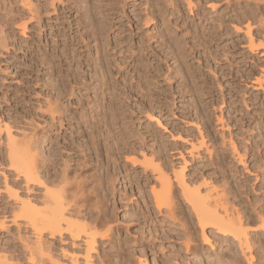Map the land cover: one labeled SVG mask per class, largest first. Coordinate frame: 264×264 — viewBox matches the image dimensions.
Returning <instances> with one entry per match:
<instances>
[{
	"label": "bare ground",
	"instance_id": "1",
	"mask_svg": "<svg viewBox=\"0 0 264 264\" xmlns=\"http://www.w3.org/2000/svg\"><path fill=\"white\" fill-rule=\"evenodd\" d=\"M81 1H86L88 5L84 6L81 11L77 9V14L73 19L77 34L73 37V41L71 40L72 42L75 41L76 44L74 43L71 45H78L85 49H91L93 46L89 39H93L95 42L94 48H96L95 54L97 56L95 58H89L88 56L85 57L84 54V58H78L77 62H79V66L83 65L88 68L93 65L91 70L94 69L96 74H98V70L101 71L100 75L105 79H100L102 81L97 87L94 86V89H101L102 86H105L104 89L107 93L104 92L105 90H102V96H107L106 94L110 96L109 99H106L108 101H105L104 104L107 108L101 110V112L96 109L97 107H99V109L102 108V101L100 100L101 103H99L100 101L96 100L95 109L92 110L93 113L91 112L92 114L89 118L93 120L96 119V121L97 117H100L102 121L106 119L102 123L105 124V126H110L112 124L109 119H126L129 116L126 114L127 110L131 113L133 109L123 108L125 104L122 101H125L126 97L128 99L130 97L136 99V96H139L141 99V106L138 110L139 113L145 114L148 120H154L159 123V118L155 117L154 113L156 109L161 113V109L159 110L161 106H157L158 108L154 106V103L157 101H154L155 98L153 99L151 94L152 91L156 93V91H154L156 87L152 85L154 86V88H152L150 83L151 80H144L150 77L147 73H152L151 77L155 79L159 76H163V81L166 83L167 87H169L165 88L163 86V109H167L169 113H172L171 105L174 104L167 101L168 96H170L172 98L170 100L173 101L177 97L181 99L185 94H189L193 100V109L195 110L196 118L199 119L198 122H194L193 120V122H191V119L188 121L187 118L186 120L184 119L187 125H192L196 129V135L191 132L193 129L190 131L189 128L185 129L174 125L173 130H169V128L165 126L167 124H163V130L169 132L171 138L174 140L171 147H167L166 144H163V149L160 148L156 150L158 154H154L155 158L158 160L163 159V162H161V160L160 162L158 161L159 164H155L151 158H147V153L144 151L140 153L142 156L141 161H138L137 157L125 158V160L131 162L132 165L139 164V167H141L140 172H134L136 174L133 178L130 177V174L126 173L127 182L130 183V185H135L137 190H139L138 193L148 212V215H144L145 212L143 211L139 213L143 214L141 217H143L144 220H151L153 218L151 215L152 213L163 215V220H161L163 221V228H167L163 229L162 232L164 235H168V237L175 238L173 236H176V238L178 237V239H181L186 253L191 250L193 252L197 250H194V246H192L193 241L196 239L194 238L195 229H198L200 232V237L204 244L213 247L212 239H214L218 241V243H221V245L227 246V250L223 252L219 251L218 257L213 259V264H222L223 261L228 258L230 260L234 259V263L237 264L239 257H241V264H264V0H224L228 10H225L226 12H224L222 16L220 14L218 19H207V17L204 16L203 11H205V7L201 5L202 0H73V2L77 4ZM217 1L220 0H215L213 3L210 2V6L206 3L210 10V14H217L219 10V7L216 5ZM71 3L72 1L70 4ZM27 4V8H29L28 11L32 12L34 9V14L36 13L35 17L39 20L40 15L37 10L38 7L32 5L30 0L27 1ZM70 4H65L62 8H71L72 6H70ZM183 4L185 5V10L188 11L187 13L195 17L197 16L199 20L201 19L199 25L194 24V27L190 23L180 25L181 20L184 18ZM74 6L73 8H75ZM128 8H130L129 12L131 15H129ZM155 11L157 12L155 13ZM231 12L233 13L232 15L229 14ZM125 20L128 22L127 26L131 30V35L128 36L121 35L125 32L123 28ZM159 20L162 23H160V26L163 25V27H160L161 29L159 28V30L155 32L158 33L156 36L155 34H150L146 40L139 37L141 38L138 41L140 59L133 55L135 51L132 52V49H130V51H132L128 54L129 49L124 48L130 43V40H132L129 39L133 35L132 32L135 30L138 31L142 24L147 25L148 23H153L156 24L155 27H158ZM202 21H207V24L213 22L212 27H208V29H211L207 30L206 24L202 23ZM192 22H194L193 19ZM69 23L68 27L70 29L72 24L71 22ZM132 25H134V28ZM18 26L19 29L24 32L26 23L20 22ZM199 27H201V29ZM178 31L181 34H178ZM226 35L236 36L237 38L233 37L236 38L235 40L231 38V41L228 43L226 41L228 39ZM218 41L223 44L220 42L218 43ZM154 42L158 43V45L153 46L152 43ZM158 47L161 49H157ZM238 47L243 50L237 54L239 57L241 56L243 58L242 61H244V63L247 58L256 61L254 66L256 65L257 71L253 75L250 71L247 75H245V72L240 73V77H238L240 79L244 77L245 80L251 82V86L258 92L257 96L254 98H247L244 96V93L242 95L239 94L241 90H236V87L234 88L235 91L228 90L227 94L229 97L226 98L224 90H227L224 89V85L219 81L217 75V71H219L222 77H226L227 74L233 76V71L231 72L230 68L224 70L221 66L223 65V61L231 65L232 61L236 60L234 52ZM115 48H117L116 51ZM118 51L122 54V56H120L122 59L119 58V60L118 57L115 58ZM111 53L113 55L112 57L110 56ZM148 53H152L154 57L163 58V61L166 63V68L163 69V72L160 70V64L157 63L159 59L155 63L149 59H146V61L144 60ZM196 53L204 55L205 62H209L210 58L218 65V70L210 69L214 81L211 79L210 81L207 77L200 75L199 72V76L197 73L195 74L194 71L190 72L191 68L186 64L189 62L188 60H191L188 59V57L197 59V63L202 59V57L196 58ZM71 54L72 60L74 57L76 59L75 52ZM79 55L82 54L79 53ZM256 55H258V57H256ZM169 59H173L177 64L181 65V68L178 69L180 74H173L174 69L167 64ZM251 59L249 61H251ZM235 63H237V61ZM237 65L239 66V64ZM142 67L144 68V72H141ZM131 69L135 71L134 74H132L133 71L130 72ZM113 70L120 75H123L122 72L125 73L124 71H126V74L121 76L120 82L118 78L115 77V73H112ZM128 73L131 74V76ZM136 73H140L137 80L134 79ZM127 74L129 76H125ZM251 75L252 77H250ZM200 76L203 78L200 79ZM183 78L186 79V83L181 84L182 81L179 80ZM82 80L83 79H81V81ZM172 80H174V82H172ZM175 84H177L175 86L176 90L174 89ZM118 89L124 90L128 95H126L124 99H121V97L119 98L120 94ZM213 92H216V98L213 97ZM175 94H178L177 97H174ZM236 94H239L237 98L240 99V103H242L245 109L249 108L250 105L252 107L257 106L256 108L258 111H256L258 113L253 117L257 134L251 133L252 129L247 131L241 130L242 132L240 131L241 134L239 139L238 134H233V131L230 129V123L232 124L233 122L231 119L232 116H227L224 119L223 106L226 105L227 99H231L233 96L236 97ZM208 97L210 99L205 101ZM247 99L250 103H248ZM236 102V100H230L228 102L227 107L229 109L227 108V112L231 110V113L234 114L241 111V107H239V104H236ZM116 103H120V107H118ZM100 104L102 105L101 107L99 106ZM122 105L124 106L122 107ZM186 109L185 107V110ZM216 111H218L219 115L215 114ZM211 114H213V118H215L214 121L212 120ZM182 115L185 116L186 114H181V116ZM51 117H53V114ZM54 119L55 117L52 118V120ZM167 119L168 118L164 119L166 123ZM250 119L251 118H249V120ZM239 120H241V118H239ZM57 121L59 126H61V117H58ZM96 123L94 122L91 124L90 121H88L87 124L90 129L89 134L94 132L93 129ZM212 123H214V132L209 128ZM235 123L232 125H235ZM122 124L126 131V127L128 126H126L125 123ZM1 129L2 125L0 121V131ZM7 132L5 146L7 149L6 155L9 168L15 173V176L22 179L24 187L26 188V193L31 190L34 192L36 191L33 188L30 190V186L40 188V194L33 195L32 197L26 194L24 198H21L15 190L10 188L11 186H5L6 191L9 192L8 195H13L17 200L16 206H13L11 209V219H19L23 221L26 227L31 229L33 244L36 248L35 251L39 255V262L43 263L44 260H47L50 264H61L57 255L52 253L54 249L52 250L51 240L48 241L47 239H43V234L47 233L49 239L58 237L59 241L65 239L64 235L68 236L72 250L67 251L66 249H60V254L67 258L68 264H150L145 251L147 248L153 249L151 247L153 243L150 241L152 243L150 245L148 240V242H146L148 237L144 241H141V243L127 245V243L131 241L111 242L114 231L112 225L105 226L107 229L105 228L106 230L104 232L97 233L95 232L96 230L91 231V227L95 228L100 222L101 225L102 223L107 224L112 219L108 216L109 212L107 213L99 209L98 205H100L101 201L99 204L96 203L97 205L93 206L90 204L91 206H89L90 209L92 206L95 210L99 209L98 212L100 214L98 212L96 213L99 214V218H97L100 222L97 224V218H95L96 215L94 217L95 213H93V211L88 208L90 214H87L80 209L84 206L81 203L86 202L91 194H93V197L95 195L94 198H96V195L98 196L99 193H101L98 192L99 189H97L99 184L95 187L96 183L103 178L97 175L98 172L96 174L93 173L95 172L93 171L86 175L85 172L90 169L88 168V170L85 169L86 171H84L85 175L83 173V175L80 173L78 174L77 172L78 175L76 174V176H74L75 174L73 173L74 175L71 176L75 184L72 185L75 189L73 186L72 189L70 184L73 179L71 178L72 180H70L68 176L70 172L67 171L68 168L65 169L67 164L64 165V168L61 170L50 173L49 167L51 163L48 162L49 158L46 160L40 156L41 150L38 149V140L33 142L34 138H32V141L27 138L28 140L25 139L26 141H24L23 136V141H21V137L16 138L18 139L17 141L14 139V136L11 138L8 129ZM135 135L137 139L143 138L141 137L143 135L140 133H132L119 141L123 144L125 143L128 147L130 145L129 139L131 137L133 138ZM217 136L219 139L218 144H216ZM256 136L257 138H255ZM29 138H31V135ZM107 138L109 137L107 136L105 138L104 136V139L107 140ZM234 138L239 140L236 141ZM144 140L145 139H143V141ZM92 143L95 144L96 141H92ZM114 143L112 144L116 145L118 150L123 149L119 148L118 139ZM97 145H99V143ZM104 145V150L106 151L104 155H106L105 158L107 159V164L105 166H108L111 165L110 156L113 154L111 151H114L113 149L116 148L114 146L113 148L108 142H105ZM132 145L131 143V146ZM186 145L190 147L187 148V146L185 148ZM132 147L130 148L131 150H133ZM83 150L84 149L81 151ZM94 150L99 152V147L94 146ZM127 151L130 152L129 149ZM49 155L51 156V154ZM99 155H101V152L100 154H96V156ZM173 156L181 160L180 163L178 162L176 165L175 163L173 164V160L168 159ZM228 158H230V160H228ZM113 160L115 161L116 158ZM189 161L193 162L194 167L191 165L192 170L187 174L185 169ZM81 164L84 168L88 165L87 161H83V163L78 165L79 168H82L80 167ZM239 166L241 169H239ZM115 173L116 172L106 176V179H103L106 180L105 183L107 186H111L105 190H111L112 194L115 188L114 182L117 180V174ZM87 182L94 185L92 189L89 190L86 188ZM152 182H155L156 185L151 184ZM146 186H149L150 195H147ZM150 199H152V205H150ZM142 238L143 237H141V240ZM98 240H100L102 244H104L105 241L112 243L110 251L106 252L102 250V254L99 255V253H97V249L99 248L97 244ZM136 240L138 241L139 239ZM139 245L141 246L140 248H142L138 250L141 256L139 255L140 257L138 256L139 258H136V263H134L131 259V253H133L134 250L136 251ZM26 247L27 246H25V248ZM234 248L236 251H233ZM237 252H239V256ZM152 253H155L154 250ZM93 254L96 256H93ZM180 255L181 254L176 252L175 254L168 255L165 259V264H171L173 261L177 262L181 260ZM27 258L29 257L27 256ZM115 258L116 261L114 260ZM209 260H211V258H209ZM29 261L31 264H36L33 256L31 260L29 258ZM189 263L190 262H187V264ZM0 264L21 263L13 257L4 255L3 257L0 256Z\"/></svg>",
	"mask_w": 264,
	"mask_h": 264
},
{
	"label": "rangeland",
	"instance_id": "2",
	"mask_svg": "<svg viewBox=\"0 0 264 264\" xmlns=\"http://www.w3.org/2000/svg\"><path fill=\"white\" fill-rule=\"evenodd\" d=\"M27 1L26 0H0V121L2 125V129L0 131V256L3 257L5 255V256L13 257L14 259L18 260L21 264H31V262L29 261V258L31 260L33 256L36 264H50L47 260H44L43 263L39 262V255L35 251L36 248H35V245L33 244V234L31 232V229L26 227L23 224V221L19 219H15V220L11 219L12 218L11 209L13 206H16L17 200L15 197H13V195H8L9 192L6 191L5 186L6 185L8 187L11 186L10 188L12 190H15L16 193H18V196H20L21 198L22 197L24 198L26 194L30 195L31 197L33 195L40 194V188L30 186L29 188L30 190L31 188H33L37 192L36 191L34 192L33 190L31 191L27 190L28 193H26V188L24 187L22 179L18 176H15V173L9 168V164L7 162V155H6L7 149L5 146L6 144L5 142L7 141L6 135L8 133L7 132V129H8V131L10 132L11 138L12 136H14V139L17 141L18 139L16 138H20V137H21V141H23V138H24V141H26L25 139L27 138L30 139V141H32V138H34L33 142H36L38 140L37 141V145L39 144L38 149L41 150L40 156L46 160L49 158L48 162L51 163L49 167L50 173L61 170L62 168H64V165L66 164L68 166L66 165L65 169L68 168L67 171L70 172L68 173L66 171L68 173V176L70 177V180L73 179L71 175L75 174L74 176H76L77 172L78 174L80 173L81 175H83L84 171H86L85 169L88 170V168H90L89 169L90 171L88 170L89 173L88 171H86L85 172L86 175L95 171L93 173L97 174L98 172L97 175L101 176V178L103 177L101 180L106 179L105 178L106 176L111 175L114 172H116L115 174H117L116 175L117 180L114 182L115 188H114L113 194L111 190L109 191L105 190L106 188L108 189L111 187V186L109 187L106 185L105 183L106 180H103V181L99 180L100 183L99 182L96 183L95 187H97V185L99 184L97 189H99L100 191L98 190V192H101V193H99L98 196L96 195V198H94L95 195L93 197V194H91L92 197L90 196V198H87L86 202H83V203L79 202L84 205L82 206L83 208L81 207L80 209L83 210L84 213L90 214L88 210L89 206L97 205L101 201L100 205H98L99 209L104 210L107 213L109 212L108 216L112 218L110 221L111 223L110 222L107 224L104 223L105 225L102 223L101 225V222L98 220L99 214H100L98 212L99 209L95 210V208L93 209V206H92V208L91 209L89 208V209L93 211V213H95L94 214V217L96 215L95 218L98 217L96 219L97 220L96 224L98 222L100 223L99 225L97 224V226L94 223L96 226L95 227L96 229L94 227H91V231L96 230L95 232L97 233L104 232L107 229L106 228L107 226L112 225L114 227V231H113V239L111 242L112 243H116L118 241L124 242V240H127L128 242L129 241L132 242V243L131 242L127 243V245L128 244L135 245V244L141 243V241H144L148 237V239H146V242L151 241L153 244L150 242V245L152 244L154 246V247L151 246L153 249L147 248L145 251V254L150 264H165L166 257L173 253L175 254V252L181 254L180 255L181 260L177 262L173 261L171 264H187V262H190L189 264H207V263L213 264L214 262L213 259L217 258L220 252L227 250V246L221 245V243H218V241L214 239H212L213 247H210L209 245L204 244L200 237V232L198 231V229H195L194 233L196 235L194 234V238L196 239L193 241L192 246H194V250L195 249L197 250L194 251L195 253L192 250L186 253V251L184 250L185 248L182 245L181 239H178V237L176 238V236H173L175 238H172L170 236L168 237V235L166 234L164 235V233L162 232L163 229L167 228V227L163 228V221H161L163 220V215L158 214V213H152L151 214L152 217L156 218V219L155 218L151 219L153 222L150 219L148 220L145 219L147 221L146 222L144 218L141 217V215L143 214H139V213H142L143 211L145 212L144 215H148V212L146 211L143 200L138 193L139 190H137L135 185H130V183L127 182V175H126V173H128L130 174V177L133 178V176H135L136 174L134 172L141 171V167H139L140 166L139 164H135L136 166L134 164L132 165V163L126 161L125 158H132V157L136 158L137 157V160L141 161L142 156L140 155V153L142 151L147 153L146 154L147 158H151L155 164L157 163L159 164L161 160H162L161 162H163V159L158 160L155 158L154 154L157 153L156 150H159L160 148L163 149L162 147L163 144H166L167 147L169 146L171 147L174 143V140L171 138L169 132L163 130V124L164 125L167 124L165 126L168 127L169 130L171 129L173 130V126L175 125L180 128H185V129L189 128L190 131L193 129L191 132H193V134L195 135L197 134L196 129L192 125H187L185 122L186 118L188 121H190L191 119V122L199 121V119L196 118L195 110L193 109V102H192L193 100L191 99L192 97L189 96V94H185L184 97L180 99L177 97L178 94H175L174 97H177V98L172 101L170 100L172 98L168 96L167 98L168 100L167 99L166 100L174 104V105H171L173 114L169 113L167 109H163V102H164L163 95H162L163 86L165 88L167 87L166 83L163 81V76L162 77L159 76L157 77V79H155L151 77L152 73H147V75H150V77L144 80H151L150 82L151 86L154 85L156 87L154 88V86H152V88L155 89L154 91H156L157 94L153 91H152L153 93L151 92L152 98L153 99L155 98L154 101H157L156 103H154V106L155 107L161 106L159 107V110L161 109V113L160 111H158V109H156V112L154 113V116L159 118L158 119L159 123H157L154 120L153 121L148 120L145 114L139 113L138 110L141 106V99L139 98V96H136V99L135 98L133 99V97H130L128 99L126 97V95L128 94L124 90H120V89H118V92L120 94L119 98L121 97V99H124L126 97V100L122 101L125 104V106L122 105V107L124 106L123 108L125 109L129 108L130 110L133 109L131 110L132 111L131 113L127 110L126 114L129 116L126 119H121V118L109 119L111 120L112 124L114 123L113 125L111 124L110 126L109 125L105 126V124H102L103 121H105L106 119L103 121L102 119H100V117H97V121L96 119L95 120H93L92 118L90 119L89 117L93 113L92 110L95 109L96 100L98 101L101 100L104 106L105 101H108L106 99H109L110 96H108L109 94H106L107 96H102L101 92L102 90H105L104 89L105 86H102L101 89H94V86L97 87L100 84V82L105 79L103 78L102 75H100L101 71L98 70V74H99L98 75L94 72V69L91 70L93 65L89 67L90 68L89 69L87 66H83V65L79 66L78 64L79 62H77L78 58L80 57L84 58L83 57L84 54H85V57L88 56L89 58L90 57L95 58L97 56L95 54L96 48H94L95 42L93 41V39L91 38L89 39L91 41V45L93 46V48L91 49L90 48L85 49L83 47H79L78 45H74V46L71 45L74 43L76 44L75 41L72 42L73 41L72 39L77 34L75 25L73 24L74 23L73 19L75 15L77 14L76 13L77 9L80 11L83 10V7L87 6L88 3L86 1L85 2L81 1L77 4L73 2V0H70V1L69 0H30L32 5H36L38 7L37 10L40 15L39 16L40 18L38 20L35 17L36 13L34 14V9L32 10V12L28 11L29 8H27L28 7ZM71 1L72 3L70 4ZM139 1H144V0H139ZM213 1L215 0H211V1L202 0L201 2V5L205 7L204 8L205 11H203V14L204 16L207 17V19L208 18L218 19L220 14L222 16L223 13L226 12L225 10H228L225 4L226 2H224V0H220V1H217V4H216L217 7H219L217 14L215 13L210 14L209 12L210 10L207 6L208 5L210 6L209 3L210 2L213 3ZM68 3L72 7L63 9L62 8L63 5L68 4ZM73 6L75 8H73ZM184 7L185 5L182 7L184 18L182 19L183 21L181 20L180 25L185 24V23H190L193 27H194V24L199 25V23L201 22V19L199 20L197 16L195 17L187 13L188 11L185 10L186 8ZM129 11H130V8H128V12ZM156 12L157 11H155V13ZM229 14L232 15L233 13L231 12ZM129 15H131L130 12H129ZM192 19L194 20V22H192ZM20 22L26 23L24 32H22L19 29L18 25L20 24ZM69 22H71L72 24L70 29L68 27V24H70ZM126 22L127 21L125 20L123 23V28L125 29V32L122 33L121 35L128 36V35H131V32H130L131 30L127 26L128 22L127 23ZM158 23H159L158 27L157 26L155 27L156 24H153V23L152 24L148 23L147 25L142 24L140 29H138V31L135 30L134 32H132L133 35L132 37L129 38L132 40H130V43H128L127 46L124 48V49L126 48L129 49L128 54H130V52L133 50L132 52L135 51L134 52L135 54L133 55H135L136 58L140 59V54L138 53V51H140L138 50L139 49L138 41L141 38L146 40L147 37L150 36V34L151 35L155 34L156 36L158 33H155V32H157L160 27L161 28L163 27V25L160 26L161 21ZM202 23L206 24L207 30H210L211 28L208 29V27L209 26L212 27L213 25L212 24L213 22L211 24L210 23L207 24V21H202ZM132 27L134 28V25H132ZM199 28L201 29V27ZM177 33L181 34L179 31ZM233 37H236V36H232V35L227 36L226 38L228 39L226 41L229 43V41H231L230 40L231 38L234 40L237 38V37L236 38H233ZM241 37H242V34H241ZM219 42L220 41H218V43ZM220 43L223 44L222 42ZM152 45L157 46L158 43L154 42L152 43ZM116 49L117 48H115V51ZM130 49L132 50L130 51ZM157 49L160 50L161 48L158 47ZM236 51L234 52L235 54L234 57L236 58V60H233L231 65L228 64V62L225 63V61H223L222 62L223 65L221 66L224 68V70L225 69L227 70L230 68L231 72L233 71V76L227 74L226 77H222L220 76L219 71H217L219 81L224 85V89L227 90L225 91L223 89L224 94L226 95V98L229 97V95L227 94L228 90L235 91L234 89L235 87H236V90L237 89L241 90L239 94L242 95L244 93V96H246L247 98H254L257 96L258 92L256 89H254L251 86V82L248 80H245L244 77L241 79L238 77H240L239 76L240 73L245 72V75H247V73L250 71L252 72L251 74L253 75L257 71L256 70L257 67H255L256 65L254 66V64H256V61H254L251 58H250L251 61H249L250 59L247 58L245 60V63H246L245 64L244 61H242L243 58L241 56L239 57V55L237 54L238 52L243 51V50L240 47H238ZM74 52H75L76 59L74 57L72 60L71 53H74ZM79 53L82 55H79ZM110 56L111 57L113 56L112 53ZM120 56H122V54H120L118 51L115 58L118 57V60L119 58L122 59V57ZM145 57H146L144 59L145 61L146 59H149L153 63H155L159 59L157 63H159L161 66L160 67L161 72H163V69L166 68V63L163 61L162 57L160 58L154 57L152 53H148V55ZM195 57L196 58L202 57V59L200 60L199 63H197L198 62L197 59L188 57V59H191V60H188L189 62H187L186 64L190 66L191 68L190 72L194 71L195 74L196 73L198 74V76L200 73V75L207 77L209 80L211 79L214 81L213 74L210 72V69L218 70V65L210 58H209V62H205L204 55H201L199 53H196ZM256 57H258V55H256ZM174 61L175 60L173 59H169L167 64H169L174 69V72H173L174 75H176V73L180 74L178 69L181 68V65L177 64L176 61L174 63ZM236 61L237 63H235ZM237 64H239V66ZM237 70L239 71V73ZM131 71H133V69H131L130 72ZM142 71L144 72L143 67L141 68V72ZM124 72L125 73L122 72L123 75L126 74V71ZM112 73L113 74L115 73L114 74L115 77L118 78L120 82L122 78L121 76L123 75L116 73V71L114 70L112 71ZM134 73L135 71L132 72V74ZM128 74L125 76H129V75L131 76V74L129 75ZM138 75H140V73H136V75L134 76L135 77L134 79L137 80ZM252 75L250 77H252ZM202 76H200L199 78L202 79L203 78ZM80 78L83 80L81 81ZM183 79L179 80V81H182L181 84L186 83L185 82L186 79L184 80ZM172 82H174V80H172ZM176 85L177 84L174 85L175 90H176L175 88ZM134 88L136 90L135 86ZM104 92L107 93L106 90ZM239 94H236L237 95L236 97L233 96V98L227 99L226 105L223 106V112H224L223 114H224V119L227 116H230V117L232 116L231 117V119L233 120L232 124H234L235 122L236 123L235 125H232L230 123V129L233 131V134L237 133L240 139L241 130L247 131L249 129H252L251 133L257 134V129H255V121H253V117L256 116V114L258 113L257 112L258 110L256 108L257 106L252 107L250 104H249L250 105L249 108H246L247 109L246 110L244 106H242V103H240V99L237 98L239 97L238 96ZM213 97L214 98L217 97L216 92H213ZM209 99L210 98L208 97L205 101H208ZM230 100H236L238 102V103L236 102V104H239V107H241V111H239V113L237 112V113L232 114L231 110L227 112L229 109L227 106ZM101 101L99 103H101ZM247 101L248 103H250L248 99ZM120 103L118 104L116 103V105L120 107ZM99 106L101 107L102 105L100 104ZM103 106H102L103 109L102 108L99 109V107H97L96 110H99V112H101V110H104L105 108H107V106L106 107L105 106L103 107ZM185 107L187 108L186 110H185ZM52 114H53V117H55L54 120H52L53 118L51 117ZM181 114H186L185 115L186 117L184 115H182L183 116L182 117ZM215 114L219 115L218 111H216ZM211 116H212V120L214 121L215 118H213L214 117L213 114H211ZM58 117H61L62 119L61 126H59L58 124V121H57ZM165 118H168L167 123L164 120ZM239 118H241V120L243 121L239 120ZM249 118L251 119L249 120ZM112 120L114 121L116 120V121L114 122ZM88 121H90L91 124L94 122L95 123L97 122L93 129L94 131L92 133L93 135L89 134L90 129L88 127L89 125L87 124ZM122 123H125V125L128 126L126 127L127 128L126 131L123 128ZM213 126H214V123H212L209 126V128H211V131L214 132ZM99 132L101 133L103 132V133L101 134ZM132 133L142 134L143 136L141 137L143 138H140L142 141L140 139H137L136 135L133 138L131 137L129 139L130 145L128 147L127 145H125V143L123 144L121 141H119L123 137H126L129 134L131 135ZM30 135H31V138H29ZM106 135L109 137L107 138V140L104 139V136L105 138L107 137ZM255 138H257V136ZM117 139L119 142V148H123L124 150L123 149L118 150L116 148V145H114L116 144L114 142ZM143 139L145 140L143 141ZM234 139L236 141L239 140L237 138H234ZM218 140L219 139L217 136L216 144H218ZM92 141H96V143L93 144ZM105 142H108L112 147L114 146L116 148V149H113L114 151H111V153H113L111 154V156L112 155L114 156L112 157L110 156L111 165H108V166H105L107 164L106 163L107 159L105 158L106 155H104L106 154V151L104 150ZM130 142L133 144L132 145L133 147L131 146ZM98 143L99 145H97ZM94 146L99 147V152L94 150ZM131 147L133 148V150L130 149ZM186 147L189 148L190 146L186 145L185 148ZM81 148L84 150L81 151L82 150ZM128 149L130 150L131 153L127 151ZM100 152H101V155L99 156L101 157L96 156V154L97 153L100 154ZM82 153L84 156L82 155ZM49 154H51V156ZM113 157L116 158L115 160L116 162L113 160L114 159ZM168 159L173 160L174 161L173 164L174 163L178 164V162L180 163L181 161L177 159L176 156H173L172 158L169 157ZM228 160H230V158H228ZM83 161H87V164H88L87 167L84 168L81 164L80 167L82 168H79L78 165H80V163H83ZM113 165L115 166V168ZM191 165L193 166V162L189 161L185 169L186 170L185 172H187V174L189 173V171L192 170ZM239 169H241L240 166H239ZM171 178H172V175H171ZM73 181L74 179L72 180V183L70 184L71 188L75 184V182ZM151 184L156 185L155 182H152ZM86 185H87L86 188L89 190L92 189V187L94 186L90 182H87ZM73 188L75 189L74 186ZM145 188L147 191V195H150L149 186H146ZM122 194H124L125 196ZM151 201L152 199H150V202ZM150 205H152V202ZM96 212H98L99 214ZM175 227L179 228L178 226H175ZM43 236L45 237V238L43 237V239H47L48 241L51 240L52 250L54 249L53 250L54 252L52 251V253L57 255V257L61 261L60 263L68 264L67 258L60 254L61 253L60 249H66L67 251L72 250L70 239L68 238V236L64 235L65 239L63 241H59L58 237L54 239H49L47 233H44ZM141 237H143L144 239L142 238L141 240ZM136 239H139V240L137 241ZM105 242L104 244H102L100 243V240H98L97 244L99 248L97 249V253H99V255L102 254V250H105L106 252L110 251V246L112 243H108V241H105ZM25 246H27L28 248L27 247L25 248ZM140 247L141 246L139 245L136 248V251L134 250V252L131 253L132 254L131 259H132V262L134 263H136V260H137L136 258H139L141 256L140 251H138L142 249ZM153 250L155 253H152ZM233 251H236V249L234 248ZM31 253L32 254L35 253V254L32 255ZM237 254L239 256V252H237ZM27 256L29 258H27ZM93 256H96V255L93 254ZM208 257L211 258V260H209ZM42 259H45V258H42ZM114 260L116 261V258ZM234 262H235L234 259L230 260L228 258L224 260L222 264H235ZM237 262H238L237 264H241L242 262L241 257L238 258Z\"/></svg>",
	"mask_w": 264,
	"mask_h": 264
}]
</instances>
